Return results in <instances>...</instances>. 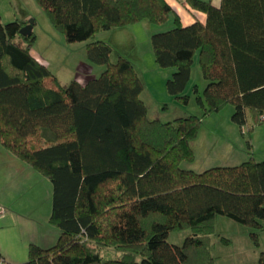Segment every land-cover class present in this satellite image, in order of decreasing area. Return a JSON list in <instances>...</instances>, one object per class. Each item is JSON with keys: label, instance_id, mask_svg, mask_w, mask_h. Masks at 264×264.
Wrapping results in <instances>:
<instances>
[{"label": "trees", "instance_id": "trees-1", "mask_svg": "<svg viewBox=\"0 0 264 264\" xmlns=\"http://www.w3.org/2000/svg\"><path fill=\"white\" fill-rule=\"evenodd\" d=\"M31 2L67 42L87 41V58L103 70L63 82L32 54L36 33H20L26 19L3 22L0 13V145L50 179L49 220L59 231L52 244L31 241L21 262L0 249V264H216L210 242L218 215L247 225L259 243L264 157H255L251 136L264 118V0H185L194 15L189 23L168 0ZM171 14L170 27L156 28ZM142 19L155 24L156 62L174 67L167 91L185 104L198 52L207 81L203 94L194 86L200 115L148 117L132 61L112 59L110 42L93 39ZM227 103L248 155L238 163L205 160L196 170L193 142L202 117ZM181 228L189 229L183 243L170 242L169 232ZM104 248L121 254L105 256Z\"/></svg>", "mask_w": 264, "mask_h": 264}, {"label": "rangeland", "instance_id": "rangeland-1", "mask_svg": "<svg viewBox=\"0 0 264 264\" xmlns=\"http://www.w3.org/2000/svg\"><path fill=\"white\" fill-rule=\"evenodd\" d=\"M0 13L3 22L16 17L26 19L22 26L28 22V19H35L33 31L36 33V39L31 52L63 82L71 78L85 81L88 76H97L103 70V66L87 58L85 51L87 41L67 42L64 34L52 26L49 17L38 3L34 4L31 0H0ZM172 19L171 14L165 23L158 26L152 24L154 29L151 24L149 26L148 20L142 19L128 24L127 28H122L123 30L113 32L111 58L116 59L118 54H121L132 61L143 81L140 97L147 105L148 117H156L162 121L190 114L200 115L196 94H203L207 83L202 75L198 52H196L191 65L190 78L184 90V93L190 96L188 103H182L167 91L165 82L172 75L174 67L158 65L151 45V34L155 26L170 27L173 23ZM106 32L99 30L93 39L104 37ZM194 86L199 89V93L195 92ZM233 111L234 106L227 103L220 111L202 117L199 131L206 129L207 139L204 140L200 135L201 142L197 153L199 162L195 166L196 170H201L197 168H201L199 166L205 160L215 162L213 160L216 159L213 158L217 156L220 157L221 162H225L231 152L238 154L247 151L248 155L246 134H243L240 127L231 120ZM217 124L219 129H216ZM251 142L255 157L263 158L264 118L254 125ZM227 143L228 149L225 148ZM215 149H219V154L222 155L213 154L212 150ZM181 165L188 167L190 163L184 161ZM51 193L52 183L47 176L13 154L8 148L0 149V205L12 213L3 219L4 225L0 227V246L3 248L8 246L16 250L18 254L13 256H17L18 259L12 262H21L27 258L30 238L43 239V242L38 244L49 245L58 235L59 231L49 220ZM250 230L243 223L225 215H218L210 242V250L216 264H258L259 253L264 250V228L260 230L259 243H255L250 236ZM188 233V228L176 229L170 231L167 238L172 243L182 244ZM20 236L22 244L12 245L18 242L10 240ZM222 237L228 238L227 241ZM102 254L114 257L120 255L121 250L104 248Z\"/></svg>", "mask_w": 264, "mask_h": 264}, {"label": "crops", "instance_id": "crops-1", "mask_svg": "<svg viewBox=\"0 0 264 264\" xmlns=\"http://www.w3.org/2000/svg\"><path fill=\"white\" fill-rule=\"evenodd\" d=\"M172 5H173V7L175 8V10L178 12V14H179V16H180V18H181V20L183 21V23H189V22H191V21H193L194 20V15H192V13H190L186 8H185V6H184V1L185 0H168ZM213 1V3L214 4H216V5H218L219 4V0H212ZM199 14V16L200 17H203L204 16V14L203 13H198ZM149 24V23H148ZM150 26V25H149ZM128 26H124V27H117V28H112V29H110V30H108L107 32H106V34L104 35V37H101V38H105L106 40H108L109 42H110V44L112 45L113 44V32L114 31H116V30H123L122 28H127ZM153 29V28H152ZM112 33V34H111ZM113 46V45H112ZM214 114V113H213ZM212 115V114H211ZM220 127H219V125L217 124V126H216V129H219ZM200 135L202 136V138L204 139V140H206L207 139V133H206V129L204 130V129H202V132H198V134H197V136H196V138H195V140H194V142H193V147H194V151H195V154H196V160H199V157H198V155H197V153L199 152V150H198V146L200 145ZM1 148H5V147H3V146H1L0 145V149ZM226 149H228V143L226 144V147H225ZM212 153L213 154H219V149H215V150H212ZM246 154V155H245ZM219 155H222V154H219ZM247 156V151L246 152H240V153H238V154H234V153H230L229 154V156L224 160L225 162H222V163H238L240 160H242V159H244L245 157ZM264 157V156H263ZM213 159H216L218 162L220 161L219 159H220V157L219 156H217V157H215V158H213ZM212 159V160H213ZM216 161V162H217ZM46 212H47V210H46ZM49 213V212H48ZM10 214H12V213H10L9 211H6L3 215H2V217H0V227H3V225H4V221H3V219H5L6 217H9L10 216ZM48 215V214H47ZM31 227H32V225H31ZM34 237H36V236H34ZM44 239H46V238H44ZM10 241H12V242H18V243H14V244H12V245H14V246H20V244H22V241H21V236L20 237H17L16 239H14V240H10ZM31 241H35V242H37V243H41V242H43V239H36V238H30L29 239V243L31 242ZM0 249L1 250H3V252H5L6 254H8V255H12V256H7L6 254H5V256L7 257V258H9L10 260H13V261H17V256H13V255H15V254H18L17 252H16V250H14L13 248H9L8 246L6 247V246H4V248L2 247V246H0Z\"/></svg>", "mask_w": 264, "mask_h": 264}, {"label": "water", "instance_id": "water-1", "mask_svg": "<svg viewBox=\"0 0 264 264\" xmlns=\"http://www.w3.org/2000/svg\"><path fill=\"white\" fill-rule=\"evenodd\" d=\"M34 18L28 19V22L20 28V33L30 35L33 31Z\"/></svg>", "mask_w": 264, "mask_h": 264}, {"label": "built area", "instance_id": "built-area-1", "mask_svg": "<svg viewBox=\"0 0 264 264\" xmlns=\"http://www.w3.org/2000/svg\"><path fill=\"white\" fill-rule=\"evenodd\" d=\"M2 214V210L0 211V215Z\"/></svg>", "mask_w": 264, "mask_h": 264}, {"label": "flooded vegetation", "instance_id": "flooded-vegetation-1", "mask_svg": "<svg viewBox=\"0 0 264 264\" xmlns=\"http://www.w3.org/2000/svg\"><path fill=\"white\" fill-rule=\"evenodd\" d=\"M34 24H35V19H34Z\"/></svg>", "mask_w": 264, "mask_h": 264}]
</instances>
